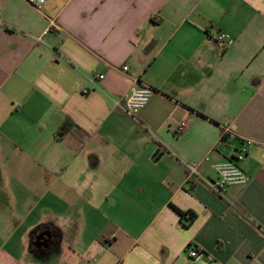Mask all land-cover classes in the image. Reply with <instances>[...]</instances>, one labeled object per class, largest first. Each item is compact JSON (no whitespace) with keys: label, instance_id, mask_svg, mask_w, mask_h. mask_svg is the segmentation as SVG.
Segmentation results:
<instances>
[{"label":"crops","instance_id":"obj_1","mask_svg":"<svg viewBox=\"0 0 264 264\" xmlns=\"http://www.w3.org/2000/svg\"><path fill=\"white\" fill-rule=\"evenodd\" d=\"M0 264H264V0H0Z\"/></svg>","mask_w":264,"mask_h":264},{"label":"built area","instance_id":"obj_2","mask_svg":"<svg viewBox=\"0 0 264 264\" xmlns=\"http://www.w3.org/2000/svg\"><path fill=\"white\" fill-rule=\"evenodd\" d=\"M24 1L35 8H41L48 0ZM214 39L221 50H227L234 42L233 37L225 33H217ZM37 40L41 41V38H38ZM128 70L129 67L125 66L124 71L127 72ZM83 93L88 94L89 91L84 90ZM153 94L154 90L150 86L137 88L123 100L118 101L117 107L128 117L133 120H137L140 113L146 108L149 101L153 97ZM187 126V123H182L178 128V132H184L187 129ZM228 133L229 130L225 129L223 135L224 140L228 139ZM253 143V140H246L233 158L227 159L224 164L216 167L217 178L214 182H209V186L218 196H224L227 193L228 188L231 186H246L248 184L249 179L240 166V163L245 160L248 155L249 148L253 145ZM199 164L200 163H190L187 165L190 178L199 174ZM189 256L193 260H199V254L195 251L189 252Z\"/></svg>","mask_w":264,"mask_h":264},{"label":"trees","instance_id":"obj_3","mask_svg":"<svg viewBox=\"0 0 264 264\" xmlns=\"http://www.w3.org/2000/svg\"><path fill=\"white\" fill-rule=\"evenodd\" d=\"M72 125H73V122L70 119H67L65 123L63 124V126L60 128V132H59L60 135L65 136L70 131V128ZM176 210L178 211V213H180L182 220H184L186 224L192 223L196 217L191 212H182L177 208Z\"/></svg>","mask_w":264,"mask_h":264}]
</instances>
